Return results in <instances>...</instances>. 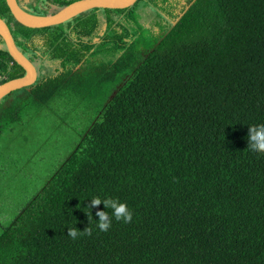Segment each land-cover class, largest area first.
<instances>
[{
  "label": "trees",
  "instance_id": "1",
  "mask_svg": "<svg viewBox=\"0 0 264 264\" xmlns=\"http://www.w3.org/2000/svg\"><path fill=\"white\" fill-rule=\"evenodd\" d=\"M171 6H157L168 25L155 40L113 26L129 7L106 8L96 40L99 19L29 28L0 0L19 49L53 65L25 86L34 103L98 74L111 86L70 154L0 223V264H264V155L247 148L248 126L264 124V0ZM96 41L115 54L107 68L92 60ZM23 73L1 47L0 83ZM97 196L126 203L133 221L100 232L96 212L111 210L88 213ZM72 227L93 234L72 240Z\"/></svg>",
  "mask_w": 264,
  "mask_h": 264
},
{
  "label": "rangeland",
  "instance_id": "2",
  "mask_svg": "<svg viewBox=\"0 0 264 264\" xmlns=\"http://www.w3.org/2000/svg\"><path fill=\"white\" fill-rule=\"evenodd\" d=\"M17 1L24 9L36 14H48L60 8L45 3L44 6L48 9H43L39 4L28 3L29 0ZM187 2L181 0V3H175L173 7H176V11L172 9V13L175 11L172 15L181 13ZM167 3L168 0H138L122 15H117V19L114 18L113 26L118 24L117 29L120 30L121 27L122 30L131 32L137 29L148 40H155L168 25L164 16L166 12L161 13L157 6H165ZM127 15H132L137 21L129 19ZM98 16V40L104 29V17L107 16L103 8L87 10L63 25L69 31L72 25L86 27L99 19ZM1 44L3 47V42ZM94 44L96 57L92 60L96 64H105L104 67L107 68L108 62L115 56L108 52L110 43L104 42L100 46L96 41ZM34 63L38 78L50 74L53 69V65L48 67V63L44 61ZM104 67L101 68L102 72ZM79 74H86L84 67H81ZM100 77L98 74L93 80L82 81L83 84L75 89H62L60 94L40 104L32 101L26 92L27 87L13 90L0 99V112H4L0 119V223L8 222L44 185L60 162L74 149L89 124L97 118L98 109L106 100L111 87L107 81L96 82ZM13 100L15 102L11 104ZM10 105L17 110L8 115L6 111H10L9 108L4 110L3 107Z\"/></svg>",
  "mask_w": 264,
  "mask_h": 264
},
{
  "label": "water",
  "instance_id": "3",
  "mask_svg": "<svg viewBox=\"0 0 264 264\" xmlns=\"http://www.w3.org/2000/svg\"><path fill=\"white\" fill-rule=\"evenodd\" d=\"M9 12L20 24L29 28L57 25L93 8L122 9L132 6L136 0H74L52 13L36 14L24 9L17 0H4ZM0 37L4 48L12 59L20 65L24 73L0 83V99L13 90L33 84L37 79V68L33 61L16 45L8 23L0 17Z\"/></svg>",
  "mask_w": 264,
  "mask_h": 264
},
{
  "label": "clouds",
  "instance_id": "4",
  "mask_svg": "<svg viewBox=\"0 0 264 264\" xmlns=\"http://www.w3.org/2000/svg\"><path fill=\"white\" fill-rule=\"evenodd\" d=\"M248 146L247 148L253 153L264 155V124L248 126ZM103 203L105 209H110L111 214L107 211H98L96 216L99 218L97 221V228L100 232L105 233L112 227L113 220L116 222H122L129 224L133 221V212L126 203L120 202L118 198L107 197L103 200L100 197H94L91 200V204L87 207H95ZM89 217L91 215L89 214ZM93 229L86 227L82 232L78 231L75 227L68 229L67 235L72 240H77L82 236H92Z\"/></svg>",
  "mask_w": 264,
  "mask_h": 264
},
{
  "label": "flooded vegetation",
  "instance_id": "5",
  "mask_svg": "<svg viewBox=\"0 0 264 264\" xmlns=\"http://www.w3.org/2000/svg\"><path fill=\"white\" fill-rule=\"evenodd\" d=\"M187 2V0H184V3H186ZM168 3H170L172 6V8H171V10L173 9H175V11H176V7H173V5H176L175 3H181V0H168ZM54 7H56V5H54ZM174 11V12H175ZM173 12V13H174ZM99 17V16H98ZM105 19H106V17H104ZM105 19H104V23H105ZM99 20H100V17H99ZM99 28V27H98Z\"/></svg>",
  "mask_w": 264,
  "mask_h": 264
},
{
  "label": "crops",
  "instance_id": "6",
  "mask_svg": "<svg viewBox=\"0 0 264 264\" xmlns=\"http://www.w3.org/2000/svg\"><path fill=\"white\" fill-rule=\"evenodd\" d=\"M25 1H26V0H25ZM25 3H27V2H25ZM25 3H24V4H25ZM1 47H2V44H1V42H0V48H1Z\"/></svg>",
  "mask_w": 264,
  "mask_h": 264
},
{
  "label": "built area",
  "instance_id": "7",
  "mask_svg": "<svg viewBox=\"0 0 264 264\" xmlns=\"http://www.w3.org/2000/svg\"><path fill=\"white\" fill-rule=\"evenodd\" d=\"M1 78H2V75H0V80H1Z\"/></svg>",
  "mask_w": 264,
  "mask_h": 264
}]
</instances>
